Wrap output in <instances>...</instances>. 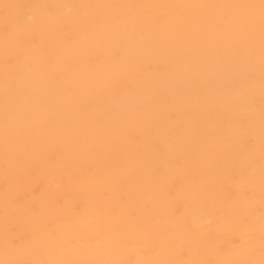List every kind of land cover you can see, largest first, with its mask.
Wrapping results in <instances>:
<instances>
[{
  "label": "snow or ice",
  "instance_id": "snow-or-ice-1",
  "mask_svg": "<svg viewBox=\"0 0 264 264\" xmlns=\"http://www.w3.org/2000/svg\"><path fill=\"white\" fill-rule=\"evenodd\" d=\"M0 264H264V0H0Z\"/></svg>",
  "mask_w": 264,
  "mask_h": 264
},
{
  "label": "bare ground",
  "instance_id": "bare-ground-1",
  "mask_svg": "<svg viewBox=\"0 0 264 264\" xmlns=\"http://www.w3.org/2000/svg\"><path fill=\"white\" fill-rule=\"evenodd\" d=\"M202 219L206 220V219H207V217H204V218H202Z\"/></svg>",
  "mask_w": 264,
  "mask_h": 264
}]
</instances>
